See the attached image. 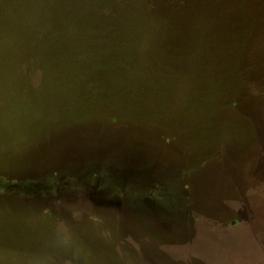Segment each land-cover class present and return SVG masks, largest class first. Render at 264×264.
I'll list each match as a JSON object with an SVG mask.
<instances>
[{"label":"rangeland","instance_id":"1","mask_svg":"<svg viewBox=\"0 0 264 264\" xmlns=\"http://www.w3.org/2000/svg\"><path fill=\"white\" fill-rule=\"evenodd\" d=\"M0 264H264V0H0Z\"/></svg>","mask_w":264,"mask_h":264}]
</instances>
